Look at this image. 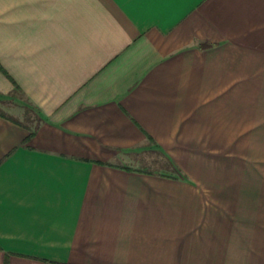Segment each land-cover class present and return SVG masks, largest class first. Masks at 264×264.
Masks as SVG:
<instances>
[{
	"label": "crops",
	"instance_id": "1",
	"mask_svg": "<svg viewBox=\"0 0 264 264\" xmlns=\"http://www.w3.org/2000/svg\"><path fill=\"white\" fill-rule=\"evenodd\" d=\"M14 93L0 264H264V0H0Z\"/></svg>",
	"mask_w": 264,
	"mask_h": 264
},
{
	"label": "rangeland",
	"instance_id": "2",
	"mask_svg": "<svg viewBox=\"0 0 264 264\" xmlns=\"http://www.w3.org/2000/svg\"><path fill=\"white\" fill-rule=\"evenodd\" d=\"M13 107L11 111H14V107H18L23 109V117L28 120L32 121L37 119V115L35 112L31 109V107H28L27 104H25V101L23 98L19 95L14 93L13 95L9 97H0V109H4L5 111L7 107ZM10 107V108H11ZM1 112V111H0ZM184 147H171L169 148L170 154L168 156V162H167V170L168 175L175 177V171L176 169L181 172V170L177 167L176 163L173 161V159L176 157V151H178V154H180L178 157L183 160L181 165H183L187 170H192L193 163L191 161V155H192V149L191 146V132L185 131V137H184ZM202 150V148H200ZM238 149V148H236ZM182 153V154H181ZM176 183H169V186H175Z\"/></svg>",
	"mask_w": 264,
	"mask_h": 264
},
{
	"label": "trees",
	"instance_id": "3",
	"mask_svg": "<svg viewBox=\"0 0 264 264\" xmlns=\"http://www.w3.org/2000/svg\"><path fill=\"white\" fill-rule=\"evenodd\" d=\"M168 171V170H167ZM175 173V177L174 176H170V175H168V178H170V179H178V178H182L183 179V175L181 174V172L180 171H178L177 169H176V171L174 172Z\"/></svg>",
	"mask_w": 264,
	"mask_h": 264
}]
</instances>
